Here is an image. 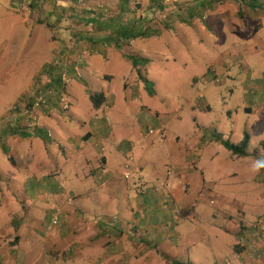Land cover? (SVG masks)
Returning <instances> with one entry per match:
<instances>
[{
    "label": "crops",
    "instance_id": "crops-1",
    "mask_svg": "<svg viewBox=\"0 0 264 264\" xmlns=\"http://www.w3.org/2000/svg\"><path fill=\"white\" fill-rule=\"evenodd\" d=\"M224 2L220 1L216 7L228 4L240 14V17L236 19V16L232 17L233 20H230L228 29L229 33L238 32L243 43L263 28L264 11H258L255 16L256 7L249 2L243 3L240 0ZM258 2L262 4L264 0H258ZM243 7L247 9L243 10ZM229 14L232 15V13ZM47 17H49L48 14ZM172 17V14L165 16L164 24L161 25L165 27L164 31H156L157 29L149 33L140 31L143 35L136 38L132 37L129 22L115 23L105 31L91 28L76 34L75 37L66 31L63 32L59 36L60 41L63 42L65 39L66 42H70L71 38L82 40L86 42L83 49L95 53L85 57V66L74 62L78 57L68 56L70 64L66 68L69 82L62 87L58 82L59 78L56 80L61 86V92L69 98L80 88L83 91L87 87H92V82L98 78L111 83L119 76H122L120 85L124 88L125 77L130 76L133 68H136L137 72L139 69L138 66L133 67L129 59L133 58L132 54L137 55V58L141 60L143 67L140 68L143 70L151 62L148 54L137 49L139 48L136 46L137 43H143L147 39H160L164 35L178 36ZM48 21L51 22L50 19ZM56 21L59 23V20ZM186 22L183 21V23ZM225 32V35L228 34L227 30ZM224 36H220V40H223ZM33 37L37 39V34ZM241 49V45L234 44L222 47L221 51L224 52L219 53L215 60L216 65L221 67L222 79L228 78L229 74L227 76L226 72L232 71L241 63ZM61 51L67 54L77 53L69 46H64ZM98 63H101L100 66ZM104 67H110V69L103 73ZM57 69L56 66L53 71ZM76 73L80 75L79 78ZM55 84L52 86L54 87ZM214 84H219L216 78ZM244 90L247 93L244 96L242 112L247 113L250 120L244 129H234L241 138H238V141H232L231 134L234 131L232 132L226 123L227 127L220 126L218 129L201 125L197 117L193 115L194 108H191L193 139L184 142L179 136L168 132L162 137L165 146H159L151 153L150 160L154 158V161L158 162L167 161L170 169L166 179L160 178L156 173L158 177L155 181L152 180L149 172L144 173L142 162L146 151L142 150L139 161L133 154L136 149L134 146H101L105 138L108 140L111 131L107 129L108 122L100 120L96 113L100 109L109 111L114 106V100L110 98L111 95L113 96L111 91L107 90L108 92L105 93L103 90L94 91V93L89 91L87 97H84L87 105L86 114L89 111L93 113V118L88 122H84V116L81 118L75 116V113L71 112V107L67 112L69 115L66 112H58V109L62 111L61 107H56L52 102L55 113L50 116L39 113L37 130L17 133L13 131L15 136L9 138V141L7 139L6 146H0V199L4 193H12L4 204L7 212L0 214V264L12 261L13 256L18 259L16 264L26 262L25 252L20 248L23 247L22 239L26 236L28 226L21 221L20 216L23 214L25 217L27 213L28 218L34 219L40 213H47V207H51V204L58 207V197L66 198L65 204L60 208L62 211L77 215L78 232L83 237L81 239L86 236L91 241L90 245H97L94 248L97 254L99 251L106 250L104 256L97 258V264L105 262L144 264L147 256L154 258L153 264H173L171 260L182 263L183 259H187V264H212L213 261V264H221L223 260H231L232 264H237L235 255L249 259L250 264H258L263 248L261 245L253 244V238L257 228H264V215L263 217L258 215L264 212V166L258 169L254 166L257 162L264 161V82H256L245 87ZM91 96L96 98L98 107H95L93 102L88 104L87 99ZM202 99L204 100L202 106L204 105L206 111H210L209 104L204 98ZM74 117H77L78 121H73ZM245 134L249 137L246 157L231 154L216 141V136H221L223 140L229 137L230 139L226 141L239 144ZM52 135L58 141L51 139ZM51 141L54 146H51ZM251 146L255 147L251 149ZM52 149L58 151L56 158L61 155L60 163L68 168L75 163L73 159L77 161L83 159L86 163L98 161L96 172H90L99 188V190L95 188L99 192L94 200L98 206L97 211L90 206L94 189L76 190L73 186L57 189L59 187L57 186L52 191L49 190L51 183L45 181V176L52 177L59 174L57 170L59 162L58 159H53L50 152ZM44 150L47 153H44ZM156 150H159V155L155 153ZM128 152L132 154L130 156L132 161L127 160V162L132 164L135 175H142L143 179H139L142 185L137 186L135 181L122 179L123 174L114 175V169L107 167L110 166L109 159H116L115 154L123 155L127 159ZM162 152L167 153L166 158L163 156L164 159L159 157ZM69 163H71L70 167ZM81 163H76L80 166V170L66 171L68 180L71 181L74 176L80 175L83 179H78L77 183L88 182L85 166ZM165 166V163L161 165L162 170ZM103 169H106V176L100 175ZM181 171L186 173L183 174ZM175 180L177 186L173 185ZM4 181H7L8 185L2 187ZM154 182L157 187L152 185ZM100 183H103L105 187L102 188ZM241 183L247 186L246 189L242 190L244 185ZM227 185L232 187L233 192H225L223 186ZM193 187L199 194L196 199L187 194ZM163 190L166 193H161ZM203 191L205 195L202 194ZM51 200L54 201L51 202ZM117 205L123 208L122 215L110 213V210ZM206 205L215 206L216 212L212 209L206 210ZM182 210L185 213L184 220L178 216ZM111 215H116L118 219L114 226L107 223ZM249 215L256 216L254 224H250L251 221L246 222V217ZM87 216L93 217V221H88ZM214 219L215 223H212ZM73 221L63 215L54 234L45 238L46 246L58 248L60 243L64 244L69 232L70 234L73 232L71 231ZM30 228L32 229V226ZM212 244L215 246L216 254L214 253L215 258L210 260L213 254ZM77 247L80 249L84 247V244L82 243V246L78 244Z\"/></svg>",
    "mask_w": 264,
    "mask_h": 264
},
{
    "label": "rangeland",
    "instance_id": "rangeland-1",
    "mask_svg": "<svg viewBox=\"0 0 264 264\" xmlns=\"http://www.w3.org/2000/svg\"><path fill=\"white\" fill-rule=\"evenodd\" d=\"M83 1L89 2V0ZM220 1L225 3V0H217L216 2ZM240 1L249 2L256 7L255 16L258 11H264V3L260 4L258 0ZM216 2L214 0H91L87 6L91 11L98 12V5L102 4L115 12L119 11L118 16L114 19L102 22L99 19H94L95 16L90 11L79 6L77 0H0V146H6L7 139L9 141V138L15 136L13 131L17 133L21 132L19 130L26 129V116L23 108L13 110V107L18 106L21 101L28 102L32 99L36 92L39 74L43 71H50L53 77L60 80V72L64 65L67 64L68 67L70 64L68 56L78 57L77 60H80L81 65H84L86 63L85 57L95 53L92 51L89 55H84L83 52L89 50L83 49L86 42H82V40L71 38L70 42H66L65 39L63 42L60 41L59 36L63 32L66 31L75 37L76 34L91 28L94 30L99 28L101 31H105L109 30L111 25L114 26L115 23L125 24L128 22L131 24L129 29L134 35L140 31H148V33L156 29V31H164L163 28L165 27H161V25L164 24L165 16L171 14L173 16L171 20L174 21L178 36L164 35L160 39H147L143 43L136 44L139 47L137 49L148 54V58L151 59L148 67L144 68L145 70L140 68L143 67V64L137 55L132 54L133 59L135 58V66H138L139 69L137 72L133 66L130 76L125 75L126 85L124 88L120 85L122 76L113 79L111 83L103 80V78H98L92 82V87H87L83 91L80 88L68 98V109L71 107V112L75 113V116L79 118L84 116V122H88L93 118V113L89 111L86 114L87 105L84 97H87L89 91L93 93L99 90H103L104 93L108 92L107 90L111 91L113 96L111 95L110 98L114 100V106L109 111L100 109L96 113L100 120L108 122L107 129L111 131L108 140L105 138L101 146H134L136 149L133 154L138 160L142 150L146 151L142 162L144 173L149 172L154 181L158 176L166 179L170 171L167 161L160 160L158 162L154 161V158L150 160L151 153L157 147L165 146V141L155 131L160 130L163 135L170 132L179 136L181 141H190L193 139L191 108H194L193 115L197 117L200 124L208 128L218 129L220 126L227 127L226 124H228L232 132L234 129H244L250 120L247 113L242 112L244 96L247 93L244 89L256 82H264V26L251 35L247 42L243 43L238 32L236 33L237 36L235 33H229L228 29L230 20H233L232 17L236 16V19L240 17V14L228 4L216 7ZM244 9L247 8L243 7ZM48 18L51 22L48 21ZM56 20H59V23ZM183 21L187 22L183 23ZM89 24H91L90 27ZM226 30L228 34L225 35ZM36 34L37 39H34L33 36ZM220 36H224L223 40H220ZM233 44L242 47L240 52L241 63L237 65V68L234 67L232 71L226 72L227 76L229 74L228 78L222 79L221 67L216 65L215 60L219 53L224 52L221 51L222 47ZM64 46L75 49L77 53L67 54L65 51H61ZM83 56H85L84 59L81 58ZM56 66L58 69L53 71ZM102 69V72L106 73L110 67ZM99 73L101 74V71ZM146 75H148L147 78ZM215 78L219 84H214ZM55 83L54 90L61 91V86L57 82ZM202 98L209 104L210 111H206L204 105L202 106L204 104ZM87 100L88 104L91 103L90 99ZM68 109L66 111L59 109L58 112L67 113ZM54 113L53 111L48 115ZM77 117H74L73 121H78ZM149 130L152 131L151 134L148 133ZM238 138H241L239 133L234 131L231 134L232 141H238ZM51 139L58 141L54 135ZM51 146H54L52 141ZM252 147L255 146H251V149ZM50 152L53 159L56 158L58 151L52 149ZM44 153H47L46 150ZM155 153L159 155V150H156ZM166 155L167 153L162 152L159 157L164 159L163 156L166 158ZM60 156L55 159H58L59 162L57 164L59 174L52 177L45 176V181L51 183L49 190L52 191L57 186L60 187L57 189H66L67 186H73L76 190L94 189L90 206L94 211H97L98 206L94 200L99 195V188L90 172H96L98 161L86 163L83 159L81 161L73 159L75 163L71 168H68L60 163ZM130 156H132L130 152L126 154L127 159L123 155L115 154L114 158L116 159H109L110 166L107 167L114 169V175L129 172L131 177L126 180L135 181L139 186V179L142 180L143 178L141 174H134L132 164L127 162ZM79 162L85 166L87 183H77L78 179H83V176L80 177V175L79 177L74 176L71 181L67 179L66 171L80 170V166L76 165ZM164 163L166 166L162 170L161 165ZM70 165L71 163L68 164L69 167ZM181 173L186 172L181 171ZM4 182L2 187L8 185L7 181ZM152 185L157 187L155 182ZM173 185L177 186L176 180ZM241 185H244L242 190L246 189L245 184L241 183ZM96 187L98 190H95ZM223 189L227 193L233 192L230 185L223 186ZM161 193H166V191L163 190ZM187 194H190L193 199L199 196L194 191V187L190 188ZM202 194L205 195V191ZM11 195L12 193H4L0 199V214L7 212L4 204L8 199L7 197ZM58 199V207L51 204V207H47L46 214L40 213L34 219L28 218L27 213L25 217L23 214L20 216L21 221L28 226L26 236L22 239L23 247L20 248L27 257L24 264H97V258L104 256L106 250L99 251L97 254L94 250L97 245H90L91 241L85 235L84 239H81L83 237L78 232L77 215L62 211L60 208L61 205L65 204L66 198L58 197ZM53 201L51 200V202ZM205 208L206 210L212 209L213 212L216 210L215 206L208 207L206 205ZM55 211L60 213L59 223L63 215L67 216L68 220L70 218L74 220L71 225L73 232L71 234L69 232L64 244L60 243L58 248H50L46 246L45 238L53 235L55 228L46 235L44 226L48 222L50 214ZM110 213L122 215L123 208L117 205L110 210ZM184 214L182 210L178 216L184 220ZM116 215H111L107 221L111 226H114L118 221ZM258 215L263 217L264 212ZM86 219L90 222L93 221V217L90 216H87ZM220 220L221 218L219 222ZM255 220V215L246 217V222L251 221L250 224ZM211 222L215 223V219ZM89 231L91 232V230ZM82 243L84 247L78 249V244L82 246ZM212 253L210 260H213L215 258L214 253L216 254L213 244ZM263 259L264 249H262L258 264H263ZM17 260L16 256H13L12 261H7L4 264H16ZM228 261L231 262V260H223L221 264H226ZM153 263H155L154 258L147 256L144 264ZM182 263L187 264V259H183Z\"/></svg>",
    "mask_w": 264,
    "mask_h": 264
},
{
    "label": "built area",
    "instance_id": "built-area-1",
    "mask_svg": "<svg viewBox=\"0 0 264 264\" xmlns=\"http://www.w3.org/2000/svg\"><path fill=\"white\" fill-rule=\"evenodd\" d=\"M34 1H39V0H34ZM90 1L91 0H89V2H84L83 0H77V3L79 6L83 7L87 11H90V13L95 16L94 18L99 19L102 22L112 20L115 17H117L119 14V11L115 12L109 9L108 7H105V5L103 4L98 5L99 7L98 12H95V10L91 11L90 8L87 7ZM89 53H90L89 51L83 52L84 55H89ZM84 57L85 56L81 58L84 59ZM77 63L80 65L82 64L80 60L79 61L77 60ZM66 67H67V64L64 65V68L60 72V81L57 79V77H53L51 72L49 71H46V72L43 71V73L39 74L38 82L36 83L37 84L36 89H35L36 92L34 96L32 97V99L29 100L28 102L21 101L18 103V106L13 107V110H15L16 108H19V109L23 108L22 110H24V115L26 116L25 117L26 128L34 129L37 126H39V118H40L39 113L47 114V112L48 113L53 112V110L50 109L49 100L54 98L56 94L53 88H51V86L55 83L56 80H58V82L60 83L62 87H65L67 85V83L69 82V78H68V72H67ZM76 76L78 78L80 77L78 73H76ZM216 82H219V81L216 79ZM59 102L61 104L60 106L62 110L66 111L68 109V102L66 101V98L60 97ZM148 133L151 134L152 131L149 130ZM155 133L159 137L161 138L163 137L162 131L156 130ZM128 160L132 161V158H129ZM100 175L106 176L107 175L106 170H101ZM129 176L130 174L125 173L123 174L122 177L123 179H128ZM100 185L102 188L104 187L103 183H100ZM59 220H60L59 212L55 211L50 214L49 220L44 226V231L46 235L51 233V231H53L54 228H56L59 225ZM253 244L261 245L262 248L264 249V228L263 229L257 228L255 230V237L253 238ZM234 259L236 260L237 264H249V262L240 255H235ZM226 264H232V263L228 261V263Z\"/></svg>",
    "mask_w": 264,
    "mask_h": 264
},
{
    "label": "trees",
    "instance_id": "trees-1",
    "mask_svg": "<svg viewBox=\"0 0 264 264\" xmlns=\"http://www.w3.org/2000/svg\"><path fill=\"white\" fill-rule=\"evenodd\" d=\"M214 1L216 2L217 0H214ZM216 3H219V2H216ZM161 9H163V8L161 7ZM142 35L143 34H141V32H137L135 35L132 34V37L133 38H136V37H139V36H142ZM129 59L132 62V64L135 66L136 64H135L134 59L133 58H129ZM51 88H53V90H54V87L53 86H51ZM54 92H55L56 96L54 98H52V99L49 98L50 99L49 100V103H50V109H52L55 112V110L53 108L54 106H53L52 101L55 103L56 107H59L61 105L60 102H59L60 97L66 98L67 99L66 100L67 102H68V98H67L66 94H63V92H61L58 89H55ZM90 100H91V102H93V105L95 107H98V103H97L96 98L94 96H91L90 97ZM58 111H59V109H58ZM47 114H50V113H47ZM37 129L38 128H34L33 131H35ZM19 131H21V132H29V131H31L32 132V129L26 128L25 130H19ZM23 135H25V134H23ZM248 140H249V137H248V135L245 134L244 137H243V139H242V141L239 144H232L229 141L223 140L221 136H216V141L217 142H219L226 150H228L229 152H231V154H233L235 156H238V157H246L247 156ZM164 257L166 258V256H164ZM171 262L173 264H183V263H180V262H178L176 260H171ZM263 264H264V259H263Z\"/></svg>",
    "mask_w": 264,
    "mask_h": 264
},
{
    "label": "clouds",
    "instance_id": "clouds-1",
    "mask_svg": "<svg viewBox=\"0 0 264 264\" xmlns=\"http://www.w3.org/2000/svg\"><path fill=\"white\" fill-rule=\"evenodd\" d=\"M264 166V161H259L257 162V164L254 166L256 169H258L259 167Z\"/></svg>",
    "mask_w": 264,
    "mask_h": 264
}]
</instances>
